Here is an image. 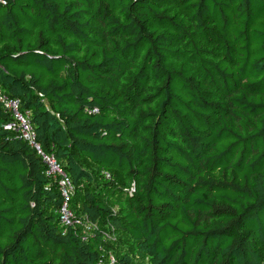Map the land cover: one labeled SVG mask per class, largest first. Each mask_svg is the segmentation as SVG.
Returning a JSON list of instances; mask_svg holds the SVG:
<instances>
[{
	"label": "trees",
	"instance_id": "1",
	"mask_svg": "<svg viewBox=\"0 0 264 264\" xmlns=\"http://www.w3.org/2000/svg\"><path fill=\"white\" fill-rule=\"evenodd\" d=\"M0 90L90 226L0 104V264H264V0H0Z\"/></svg>",
	"mask_w": 264,
	"mask_h": 264
},
{
	"label": "built area",
	"instance_id": "2",
	"mask_svg": "<svg viewBox=\"0 0 264 264\" xmlns=\"http://www.w3.org/2000/svg\"><path fill=\"white\" fill-rule=\"evenodd\" d=\"M0 104L11 117V120L4 125V129L11 132L15 138L22 139L33 147L37 154L42 157L43 162L47 166L45 174L57 179L59 191L62 197V203L59 210L61 225L63 227L73 225L81 227L83 239H85L88 235L90 226L86 223H82L79 219H75L70 209V202L74 192L72 182L55 159L52 156L44 154L39 144L36 142L29 112L20 111L19 101L8 98L1 92V90ZM87 112L89 114H94L97 112V109L88 110ZM95 264H115V258L112 254H109L107 259L101 258Z\"/></svg>",
	"mask_w": 264,
	"mask_h": 264
},
{
	"label": "rangeland",
	"instance_id": "3",
	"mask_svg": "<svg viewBox=\"0 0 264 264\" xmlns=\"http://www.w3.org/2000/svg\"><path fill=\"white\" fill-rule=\"evenodd\" d=\"M85 167L87 168V169H89L90 171H93L94 170V166L93 165H91V164H85ZM75 217V216H74ZM75 219H77L76 217H75ZM78 220V219H77ZM106 239L108 240V241H111V242H113V243H109V248L111 249V250H115L119 245H121V241H120V236H118V235H115V234H113V233H111V232H109V233H107L106 234ZM116 244H118L117 245V247H116Z\"/></svg>",
	"mask_w": 264,
	"mask_h": 264
}]
</instances>
